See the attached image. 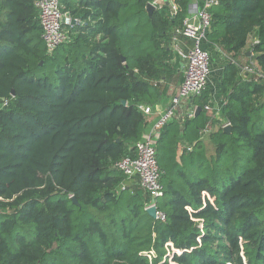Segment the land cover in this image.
I'll return each mask as SVG.
<instances>
[{
    "label": "trees",
    "instance_id": "trees-1",
    "mask_svg": "<svg viewBox=\"0 0 264 264\" xmlns=\"http://www.w3.org/2000/svg\"><path fill=\"white\" fill-rule=\"evenodd\" d=\"M152 1L61 0L76 24L49 53L36 0H0V264H264V0L211 9L208 40L233 61L222 108L232 133L208 137L210 160L200 142L178 153L197 118L163 128L164 221L117 167L149 126L139 106L184 81L171 41L192 0H172L174 17L167 6L149 17ZM255 31L262 77L235 63ZM49 63L54 75L38 78Z\"/></svg>",
    "mask_w": 264,
    "mask_h": 264
},
{
    "label": "built area",
    "instance_id": "built-area-1",
    "mask_svg": "<svg viewBox=\"0 0 264 264\" xmlns=\"http://www.w3.org/2000/svg\"><path fill=\"white\" fill-rule=\"evenodd\" d=\"M172 16H176L178 8L169 0ZM155 11L167 6L166 0H153ZM218 0H192L188 7L187 18L182 27L175 28L172 34V49L185 62L184 81L172 99L171 107L162 114L153 127L147 130L141 141L136 144V156L127 157L117 164L129 182L139 181L140 186L150 195L151 206L165 197L162 185V171L157 160V145L161 139L163 128L170 122L177 120L184 122L196 116L197 107L192 103L206 90L210 76L211 63L209 54L203 49V42L211 31V9ZM36 8L40 13L43 30L42 38L49 53L67 42L66 27L73 26L71 17L61 10V0H36ZM257 66L246 68V72L262 77ZM140 110L146 115L153 114V108L140 105ZM207 110L210 107H206ZM204 136L212 134L210 123L201 131ZM157 220H165V215L157 211ZM180 253L179 251H176Z\"/></svg>",
    "mask_w": 264,
    "mask_h": 264
},
{
    "label": "crops",
    "instance_id": "crops-1",
    "mask_svg": "<svg viewBox=\"0 0 264 264\" xmlns=\"http://www.w3.org/2000/svg\"><path fill=\"white\" fill-rule=\"evenodd\" d=\"M258 43L259 38L257 32L255 31L249 36L246 48L242 51L241 55L235 62L241 67L240 71L244 76L247 67L258 65L256 60L257 54L254 52V47ZM203 49L209 54L211 63V76L206 91H204L207 95L205 109L199 113V115L201 114L200 116H195L194 119L197 118L196 121L189 122L194 119L185 120V123L189 122V125L186 128L184 127L186 142H182V144H179L178 147H195L198 142L201 143L202 147H216L212 139H208V136H204L201 131L209 124L210 121L212 135L219 133V131L223 130V128L229 124L222 115L223 105L227 103V99L223 95V80L226 67L233 61L224 51H222V49L211 44L208 40V36L203 42ZM184 65L185 62L182 60L181 73L183 78ZM180 85L181 82L175 84H165V95L163 96L161 102L156 104L153 108V114L148 118L149 126L147 130L151 129L159 117L171 107L172 99L177 93ZM203 96L204 93L198 98L199 100H195L201 101ZM196 107L198 108L200 106L197 105ZM206 107H210V109L207 110Z\"/></svg>",
    "mask_w": 264,
    "mask_h": 264
},
{
    "label": "rangeland",
    "instance_id": "rangeland-1",
    "mask_svg": "<svg viewBox=\"0 0 264 264\" xmlns=\"http://www.w3.org/2000/svg\"><path fill=\"white\" fill-rule=\"evenodd\" d=\"M66 52L68 53H71L72 50L70 49H63L60 53H58V57L59 58H63L66 54ZM79 53V51H78ZM74 54H76V51H74ZM54 66L51 65V63L48 64V66H46L40 73V75H38L37 77L39 78H44V76H52L54 75ZM180 150V151H179ZM178 150V153L180 152V156L181 154L183 153V150H184V147H180ZM215 152H216V148L215 147H208L207 150H206V156L211 160L213 159V157L215 156ZM172 155V152L168 151V152H165V150L163 149H160V154H159V162L160 164L164 165L165 168H167V170H171L170 167L172 166V160L171 157ZM172 256V255H171Z\"/></svg>",
    "mask_w": 264,
    "mask_h": 264
},
{
    "label": "water",
    "instance_id": "water-1",
    "mask_svg": "<svg viewBox=\"0 0 264 264\" xmlns=\"http://www.w3.org/2000/svg\"><path fill=\"white\" fill-rule=\"evenodd\" d=\"M166 4H167V7H169L170 9H172V6L169 2V0H166ZM146 11L148 13V16L151 17L153 15V13L155 12V6L152 4V3H148L147 6H146ZM72 24H76L75 21H73ZM123 61H125V59L123 58ZM43 64V63H41ZM14 91H13V95H14ZM122 104L123 105H126L127 102L126 101H122ZM202 111V108L201 107H198L197 108V112H196V116L199 115V113ZM223 132L225 134H231L232 133V126L230 124L226 125L224 128H223ZM71 200L74 204L76 205H79L76 197H71ZM147 213L155 220H157V211H158V208L157 206H151L150 208H148L147 210Z\"/></svg>",
    "mask_w": 264,
    "mask_h": 264
}]
</instances>
